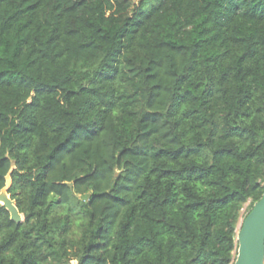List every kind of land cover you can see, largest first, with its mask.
I'll return each mask as SVG.
<instances>
[{
    "label": "trees",
    "instance_id": "16d2710c",
    "mask_svg": "<svg viewBox=\"0 0 264 264\" xmlns=\"http://www.w3.org/2000/svg\"><path fill=\"white\" fill-rule=\"evenodd\" d=\"M0 264H232L264 193V0H0Z\"/></svg>",
    "mask_w": 264,
    "mask_h": 264
},
{
    "label": "water",
    "instance_id": "95a60500",
    "mask_svg": "<svg viewBox=\"0 0 264 264\" xmlns=\"http://www.w3.org/2000/svg\"><path fill=\"white\" fill-rule=\"evenodd\" d=\"M0 204L15 222L24 220L16 199L9 193V184L0 191ZM238 253L233 264H264V193L245 216L238 234Z\"/></svg>",
    "mask_w": 264,
    "mask_h": 264
},
{
    "label": "rangeland",
    "instance_id": "374dc122",
    "mask_svg": "<svg viewBox=\"0 0 264 264\" xmlns=\"http://www.w3.org/2000/svg\"><path fill=\"white\" fill-rule=\"evenodd\" d=\"M138 1H139V0H134V2H138ZM7 182H8V184L10 185V183H11V177H10V176L7 177ZM263 183H264V181H263ZM250 205H251V200L247 201V202L243 205V207H242V209H241L240 218H239L238 226H237V240H238V234H239V231H240V229H241V226H242L243 220H244L245 216L248 214V212L250 211V207H251ZM237 253H238V247H237V248L235 249V251H234V260H233V263H234V261H235V259H236ZM77 263H78L77 260H72V261L70 262V264H77ZM233 263H232V264H233Z\"/></svg>",
    "mask_w": 264,
    "mask_h": 264
}]
</instances>
